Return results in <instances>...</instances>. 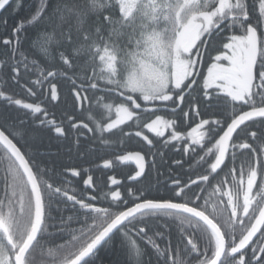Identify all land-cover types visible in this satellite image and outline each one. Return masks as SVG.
Instances as JSON below:
<instances>
[{
	"label": "snow or ice",
	"instance_id": "6c2138e0",
	"mask_svg": "<svg viewBox=\"0 0 264 264\" xmlns=\"http://www.w3.org/2000/svg\"><path fill=\"white\" fill-rule=\"evenodd\" d=\"M0 82V264H264V0H0Z\"/></svg>",
	"mask_w": 264,
	"mask_h": 264
},
{
	"label": "trees",
	"instance_id": "16d2710c",
	"mask_svg": "<svg viewBox=\"0 0 264 264\" xmlns=\"http://www.w3.org/2000/svg\"><path fill=\"white\" fill-rule=\"evenodd\" d=\"M29 2H34V0H29ZM3 86V82H0V87ZM38 150L42 153H44L43 156H40L39 158L42 160L47 161L50 164L55 165L57 168L61 167L62 165L68 164L70 162L69 157L70 155L72 158H75V153H69L68 149L70 147L68 142H61L58 141L53 135L44 133L42 134V139L37 145ZM129 147H136V142H133L129 145ZM100 154H95L92 157H89V160H95L98 158ZM173 158V154L168 152V156L164 162H159V170L163 175H160L159 177H156L155 174L152 177V182L155 185V187L162 193L164 191V185L167 182V168H168V161L170 158ZM7 167V161L0 156V176H3L5 174V169ZM127 172L131 170V168L126 167ZM179 171V170H177ZM111 173H107L105 171L104 173L97 172L95 175H107ZM118 176L122 175L117 172ZM124 178V177H123ZM159 180V183L157 184L156 181ZM79 183V181H77ZM3 185L0 184V188H2ZM111 187V185H109ZM0 198H3V192L0 191ZM53 231L52 239L54 242L60 243V242H66L63 240L60 236H57L55 234V230ZM95 264H125V252L122 249H119V247H115L112 249H106L101 248L99 250V255L96 259Z\"/></svg>",
	"mask_w": 264,
	"mask_h": 264
},
{
	"label": "flooded vegetation",
	"instance_id": "af4514ba",
	"mask_svg": "<svg viewBox=\"0 0 264 264\" xmlns=\"http://www.w3.org/2000/svg\"><path fill=\"white\" fill-rule=\"evenodd\" d=\"M231 33L229 32V33H227V35H230ZM205 62H207V57H205ZM201 71H205L206 72V69L205 68H201L200 69ZM194 126V125H193ZM188 130H190V129H188ZM168 152H170L171 154H173V157H175V158H179V153H177V152H173L172 150H169ZM172 158V157H171ZM170 158V159H171ZM159 160H158V164H159ZM126 167H128L129 168V166H123V165H121V166H118L117 167V172H119L121 175H122V177L119 175L118 176V178H121V179H123V177H125L126 176V174H127V169H126Z\"/></svg>",
	"mask_w": 264,
	"mask_h": 264
}]
</instances>
